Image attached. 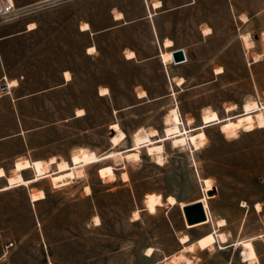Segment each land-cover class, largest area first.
Returning a JSON list of instances; mask_svg holds the SVG:
<instances>
[{
    "label": "rangeland",
    "instance_id": "374dc122",
    "mask_svg": "<svg viewBox=\"0 0 264 264\" xmlns=\"http://www.w3.org/2000/svg\"><path fill=\"white\" fill-rule=\"evenodd\" d=\"M38 1L16 0L17 18L0 22V77L19 82L14 94H0V167L8 175L20 159L71 163L84 148H132L136 133L156 129L157 139L175 107L192 134L206 111L237 119L245 103H264V10L247 20L234 17L228 0H161L158 9L151 6L156 0ZM119 12L123 19H115ZM85 22L90 29L82 30ZM165 38L174 46L164 47ZM176 48H185L188 60L163 63L161 50ZM113 123L126 132L119 145L111 140ZM204 130L199 149L166 140L161 162L140 147L139 158L87 164L84 176L63 186L44 176L0 191V264H249L234 245L249 237L264 264V126L227 133L214 122ZM105 165L115 173L101 176ZM207 177L212 187L205 189ZM42 189L45 197L32 202L30 194ZM153 192L163 201L155 211L146 202ZM198 199L214 222L226 220L218 229L228 241L188 251L182 234L194 240L213 227L186 223L181 203Z\"/></svg>",
    "mask_w": 264,
    "mask_h": 264
},
{
    "label": "bare ground",
    "instance_id": "6f19581e",
    "mask_svg": "<svg viewBox=\"0 0 264 264\" xmlns=\"http://www.w3.org/2000/svg\"><path fill=\"white\" fill-rule=\"evenodd\" d=\"M160 1H155L154 6H159ZM122 14L118 13L117 18L121 17ZM30 27H33V24H30ZM83 30L90 29V24L88 22H85L82 27ZM211 29L206 28L205 33H210ZM166 44L168 46L172 45L173 42L171 40H166ZM95 48L90 47L89 52L93 51ZM183 49V48H182ZM184 50V49H183ZM185 52V51H184ZM174 53V51H173ZM172 52H164L163 58L166 62L173 60L174 54ZM133 52H128V56L132 57ZM186 56V53H185ZM187 59V56H186ZM218 73L222 72V70L219 68L217 70ZM66 77L70 78V73L66 72ZM184 78L181 77L177 80V84H183ZM109 92L107 87L102 88V94H107ZM147 94L145 91L139 92V97H144ZM258 107V110L253 112L252 108ZM245 113L243 115H240L237 119H233L231 117H228L224 120H222L219 117V114L217 111H206L202 115V124L198 126V129H200L197 133L189 134L191 130H194L195 128L188 129L182 121V118L180 116V112L178 107H175L171 110L170 116H169V124L165 128V134L163 136H160L157 139H154L153 136L158 134V131L156 129L145 132V133H136L135 134V144L132 148L129 149H122V150H110L103 154H98L94 150H88V149H80L77 153L72 155V162L69 163L67 160H59L56 161L55 157H51L50 160L44 161L42 159H36V160H30L28 158L26 159H20L15 162L14 165V171L15 173L8 175L6 173V170L3 167H0V179L5 177L7 183L5 185H0V191L18 186V185H28L30 182L37 181L41 179L44 176H50L51 181L55 187L63 186L65 184H68L72 182L74 179L79 178L81 176L85 175V168L84 166L87 164L100 162L104 159L112 158L117 162L122 161L124 158H139V148L140 147H147L150 154H153L156 156L158 161L163 160V143L168 140L172 139L173 143L177 146L185 145V144H192L196 149H199L202 145V141L206 138V133L204 128L214 122H221V130L222 132H231V131H237L238 129L252 125L254 122L258 123L259 126H264V103L259 105L256 101L254 102H247L244 105ZM228 110H231L229 108ZM83 110L79 109L78 114H82ZM111 129L114 130V134L112 135V143L113 145H119L126 137V132L120 127L118 123H113L111 125ZM158 142V143H156ZM56 162V169L51 170L50 166L52 163ZM28 168H33L35 171V175L31 178H25L23 175V170H26ZM99 173L101 176H110L115 173V166L113 165H105L99 168ZM124 176L127 178L128 174L125 172ZM204 187L211 188L212 183L210 178L204 179ZM88 192H91V187L87 186ZM210 193V192H209ZM31 201L35 202L39 199H42L45 197V191L42 189L39 192H32L30 194ZM170 204L174 205L178 203L176 197L174 195H169L167 197ZM204 200V199H202ZM146 202L147 206L151 211H155L157 206L162 205V196L158 193H148L146 195ZM204 202V201H203ZM185 203H181V206L183 207ZM206 214L208 216L207 220H204L202 222L193 224V225H204L208 223H213L212 229L207 232L206 234L200 236L195 241H190V236L187 233H184L180 236V242L184 244L183 249H186L188 251H193L196 246L200 247L201 249H208L214 247V244L219 240L220 242H227L228 236L226 233L219 231L218 227L225 226L227 224L225 219H218L216 222L212 219V217L209 214L208 211V205L204 203ZM257 210L261 211L262 206L260 203L256 204ZM96 223H100V218L98 216L95 217ZM188 226H192L189 225ZM255 237H249L247 239H239L234 243L236 246H241L242 249L245 252V255L248 259L249 264H261L258 260V253L254 246L253 239ZM153 247H149L147 249V254L153 253ZM182 254V253H181ZM186 256V255H185ZM187 262H190V258L186 257Z\"/></svg>",
    "mask_w": 264,
    "mask_h": 264
},
{
    "label": "crops",
    "instance_id": "0c3cea01",
    "mask_svg": "<svg viewBox=\"0 0 264 264\" xmlns=\"http://www.w3.org/2000/svg\"><path fill=\"white\" fill-rule=\"evenodd\" d=\"M156 1H160V5L159 6H154V2H152L151 3V6L153 7V8H155V9H158V8H160L163 4H162V1L161 0H156ZM228 4L230 5V7H231V11H232V13H233V15H234V17L235 18H239V19H244V17H246L247 18V20H250V19H252V18H255L256 17V15L258 14V12H261V11H263L264 10V0H258V1H250V0H228ZM119 13H121L122 14V16L121 17H119V18H117V16H115V19H123L124 18V14L122 13V12H119ZM151 13V15H152V12H150ZM118 14V13H117ZM30 24L31 23H29V29H33L35 26H33V27H30ZM211 29V28H210ZM83 30V29H82ZM211 31V30H210ZM205 33V32H204ZM211 33V32H210ZM205 34H209V33H205ZM166 40H171L172 42H173V40L172 39H170V38H165L164 39V47H166V48H171V47H173L174 46V42H173V44L172 45H170V46H168L167 44H166ZM91 47H94L95 49H96V47L93 45V46H91ZM90 48V47H89ZM94 49V50H95ZM184 49V51H185V53H186V50H185V48H183ZM173 49H170V51H168V50H161V52H160V57H161V59H162V61H163V63H165V64H168V63H171V62H174L175 64H179L178 62H176L175 60H174V57H173V60H170V61H168V62H166L165 60H164V58H163V53L164 52H172L173 53V51L175 50H173ZM128 52H133L134 54H133V56L132 57H129L128 55H126L127 56V58H134L135 56H136V53H135V51L134 50H129ZM186 56H187V53H186ZM188 60V56H187V59L185 60V61H183V62H180V63H184V62H186ZM66 72H69L70 73V78L68 79L67 77H66ZM64 76H65V79L66 80H70L72 77H71V72L69 71V70H66L65 72H64ZM4 78H6V81L4 82L5 83V89H6V91L4 92V93H0V94H14L12 91H11V89L13 88V87H15V86H17L18 84H19V82H18V79H15V78H13V79H8L7 78V76H6V74H5V76L4 75H1V77H0V80L2 79H4ZM179 78H181V77H179ZM178 78V79H179ZM184 78V77H183ZM185 81V80H184ZM3 83V84H4ZM184 83V82H183ZM179 85V84H178ZM141 91H145V93L146 94H148L147 93V91H146V89H143L142 88V90H140L139 92H141ZM139 94V93H138ZM147 96V95H146ZM145 97V96H144ZM16 162V161H15ZM4 168V167H3ZM5 169V168H4ZM197 238H199V237H197ZM197 238L196 239H194V240H190V241H195V240H197Z\"/></svg>",
    "mask_w": 264,
    "mask_h": 264
},
{
    "label": "water",
    "instance_id": "95a60500",
    "mask_svg": "<svg viewBox=\"0 0 264 264\" xmlns=\"http://www.w3.org/2000/svg\"><path fill=\"white\" fill-rule=\"evenodd\" d=\"M174 60L178 63L186 60L185 52L182 48H176L174 50ZM5 88V83L3 84ZM186 223L193 225L208 219L204 202L202 200H195L191 203L185 204L182 207Z\"/></svg>",
    "mask_w": 264,
    "mask_h": 264
},
{
    "label": "built area",
    "instance_id": "2783aa9c",
    "mask_svg": "<svg viewBox=\"0 0 264 264\" xmlns=\"http://www.w3.org/2000/svg\"><path fill=\"white\" fill-rule=\"evenodd\" d=\"M59 0H39L37 4H44ZM19 15L16 0H0V22L14 20Z\"/></svg>",
    "mask_w": 264,
    "mask_h": 264
}]
</instances>
